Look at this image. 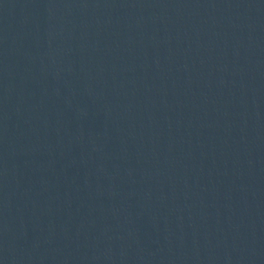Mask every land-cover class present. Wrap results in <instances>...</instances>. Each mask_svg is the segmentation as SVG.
Here are the masks:
<instances>
[{
    "label": "water",
    "instance_id": "water-1",
    "mask_svg": "<svg viewBox=\"0 0 264 264\" xmlns=\"http://www.w3.org/2000/svg\"><path fill=\"white\" fill-rule=\"evenodd\" d=\"M0 264H264V0H0Z\"/></svg>",
    "mask_w": 264,
    "mask_h": 264
}]
</instances>
